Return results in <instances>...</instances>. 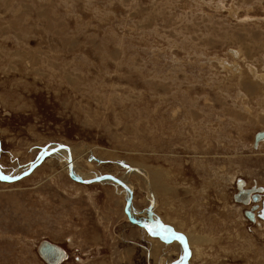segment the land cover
<instances>
[{"label":"rangeland","instance_id":"374dc122","mask_svg":"<svg viewBox=\"0 0 264 264\" xmlns=\"http://www.w3.org/2000/svg\"><path fill=\"white\" fill-rule=\"evenodd\" d=\"M261 72L264 0H0V171L55 150L0 180V264H48L44 240L59 264L183 261L179 242L130 221L123 187L72 179L69 151L83 180L130 183L142 221L169 209L148 204L146 168L169 173L188 264H264V220L233 197L238 178L264 186Z\"/></svg>","mask_w":264,"mask_h":264},{"label":"water","instance_id":"95a60500","mask_svg":"<svg viewBox=\"0 0 264 264\" xmlns=\"http://www.w3.org/2000/svg\"><path fill=\"white\" fill-rule=\"evenodd\" d=\"M264 138V130L262 131H258L255 133L254 136V145H256L258 143V141L260 139ZM55 150H50V151H45V153H43V155H49L51 153H53ZM1 152H2V147H1V141H0V157H1ZM42 159V158H41ZM41 159H39L36 163H33L29 166V168H27L22 174L17 175V176H5L3 175V173L0 174V177H4V178H0L4 181H15V180H19L21 177L27 175L28 173H31V171L37 166V164H39L41 162ZM71 155H69V160H71ZM70 174L72 175V177L80 182H93V181H102L105 178H110L115 180L117 183H119L120 185H122L124 187V189L127 192V203H126V208L129 212V219L131 222L136 223L137 225H139L142 229H145V231L151 235V237H161V238H169L170 241L172 240H176L177 242L180 243V245H182L183 247L186 248L188 256H189V249H188V245L186 243V240L183 238L181 239V236L169 225L167 224H163L162 221L160 219L157 218H149L148 221H142L139 218H135V216L132 214V212H130L129 209H131L132 204H133V190L126 184L124 183L122 180H120L119 178L113 177L111 174H101V175H97L94 178H92V180L90 181H85L83 180L81 177L76 176L73 173V170H70ZM239 184H242V181H239ZM264 190L263 187L259 186V187H255L254 185L251 188L248 189H239V191L237 193L234 194V198L238 199L240 197L241 194H245L246 195V199L245 201H247L249 199V195L251 194V198L253 199V201H258L260 194L257 191L262 192ZM255 191V192H254ZM258 205L257 203L254 204L252 206V209L256 208ZM148 210V208H147ZM246 216L253 220V212H251V210H247L245 211ZM260 216L263 217L264 216V199L262 200V205L260 208ZM153 227V228H152ZM154 228H157V230H154ZM150 229H152L150 231ZM39 253L42 256V258L48 263V264H59L63 259H65L67 257V253L65 252V250L63 248H61L59 245L49 241V240H44L41 242V244L39 245ZM181 264H187L186 260H183L181 262Z\"/></svg>","mask_w":264,"mask_h":264},{"label":"crops","instance_id":"0c3cea01","mask_svg":"<svg viewBox=\"0 0 264 264\" xmlns=\"http://www.w3.org/2000/svg\"><path fill=\"white\" fill-rule=\"evenodd\" d=\"M254 75V74H253ZM261 76H264V74L261 72ZM254 77H255V75H254ZM262 82H264V80H262L261 79V83ZM241 89H242V87H241ZM262 119L264 120V118L262 117ZM263 141H264V139H263ZM262 142V141H261ZM264 167V166H263ZM146 172H147V174H146V182L147 183H150V178L151 177H153L154 175V178H151L152 179V182L153 183H155L154 181H156V183H158L159 184V187L160 188H158L157 190L160 192H158L157 190L156 191H154L153 189H151V188H148V196L150 197V200H151V202L149 201V203L148 204H151V203H154L155 202V204H156V209L154 210L155 212H160V211H162V210H164L165 209V207L166 208H168L169 207V209H168V211H167V215H166V218L165 217H160V219L162 220V221H165L170 227H172L173 228V226L170 224V222H169V219H168V212H169V210L172 208V205H173V202L176 200V199H178V197H179V195H172L171 194V191H174L175 190V188H173L172 186H170V184L172 183V180L173 179H171V177H170V175H169V177L167 176L168 174H162V172L161 173H157L155 170H153V169H151V168H146ZM156 177V178H155ZM161 177V178H160ZM154 179H156V180H154ZM149 180V181H148ZM158 181V182H157ZM162 185L164 186V187H162ZM166 186V187H165ZM170 188V190H168V191H170V192H168V191H164V190H167V189H169ZM164 189V190H163ZM172 189V190H171ZM151 191H153L152 193H154L153 195H152V193H151ZM164 192H166L165 194H164ZM168 192V193H167ZM163 193V194H162ZM149 200V199H148ZM160 205V206H159ZM158 207H159V209H158ZM147 208H148V205H147V207H145V210L146 211H148L147 210ZM151 208V205H149V209ZM157 209H158V211H157ZM156 215V214H155ZM194 219H196V218H194ZM201 220H194V224H193V226H200V230H201V222H200ZM175 225V224H174ZM182 228H184L185 226H181ZM142 229V228H141ZM185 229V228H184ZM184 229H182V231H184ZM144 230V232L148 235V236H151V235H149L146 231H145V229H143ZM175 230V229H174ZM176 231V230H175ZM188 230H186V231H184V232H187ZM177 232V231H176ZM183 232V233H184ZM201 232H202V230H201ZM188 233V232H187ZM203 233V232H202ZM188 234H190V233H188ZM263 246H262V248H263V251H264V244H262ZM180 249H181V247H180ZM183 250V249H182ZM166 262H164V264H165ZM167 264H171V263H168L167 262Z\"/></svg>","mask_w":264,"mask_h":264},{"label":"bare ground","instance_id":"6f19581e","mask_svg":"<svg viewBox=\"0 0 264 264\" xmlns=\"http://www.w3.org/2000/svg\"><path fill=\"white\" fill-rule=\"evenodd\" d=\"M238 20V19H237ZM227 40V39H226ZM234 51V50H233ZM236 52H234L233 53V55L234 56H236L237 54H235ZM237 58H238V55H237ZM229 62V63H228ZM224 64H228V65H231L232 67L234 66L233 64H232V62L230 63V61H227V62H223ZM224 66V65H223ZM224 67H226V66H224ZM241 67V66H240ZM236 69H239V67L238 66H236L235 67ZM236 71V70H235ZM236 72H238V70L236 71ZM261 79L262 80H264V76H261ZM243 82V81H242ZM244 83V82H243ZM246 84V83H245ZM255 84V83H254ZM241 86V85H240ZM245 107V106H244ZM197 127V126H196ZM223 131V130H222ZM211 133V132H210ZM264 139V138H263ZM263 139H260V140H262V142H261V146H262V144L264 143V141H263ZM259 140V141H260ZM1 147H2V144H1ZM60 148H62V149H64V151L68 154V152H67V150L69 151V148H67L66 146H59L58 147V149H56V150H58L59 151V149ZM57 151V152H58ZM63 152V151H62ZM65 153V154H66ZM63 153H59L58 155L59 156H61V158H63V159H65L64 157H66L65 156V154H63ZM50 155V154H49ZM49 155H44V157L41 159V162L39 163V164H37V166L36 167H38V166H40L41 165V163L43 162V160L47 157V156H49ZM69 155H71V160H69V165H68V163L65 165V171L67 172V174H70V170L72 169L73 170V173L76 175V176H78V177H80V172H79V170L77 169L78 167H77V165H75L76 163H75V160H73L74 159V157H73V154H72V152L71 151H69ZM1 156H2V152H1ZM1 158V157H0ZM69 159V157H67V160ZM65 162H66V159L64 160ZM37 162V161H36ZM35 162V163H36ZM68 166V167H67ZM35 167V168H36ZM136 167V166H135ZM34 168V169H35ZM33 169V170H34ZM32 170V171H33ZM31 171V172H32ZM1 172V171H0ZM133 173H135L134 171H133ZM1 174V173H0ZM29 174V173H28ZM27 174V175H28ZM147 174V173H146ZM146 174H145V178H146ZM27 175H25V176H27ZM84 175V174H83ZM25 176H23V177H25ZM70 176L72 177V175L70 174ZM155 176V175H154ZM154 176L153 177H151V178H154ZM168 177H169V174L167 175ZM23 177H21V178H23ZM114 177V176H113ZM144 177V176H143ZM230 177H231V175H230ZM20 178V179H21ZM150 178V183H145V185L147 184V188H151V189H153L154 191H156L158 188H160L159 187V184L158 183H156V181H154L155 183H153L152 182V179ZM156 178V177H155ZM161 178V177H160ZM19 179V180H20ZM72 179H74L73 177H72ZM0 180H2V179H0ZM75 181H78V180H76V179H74ZM154 180H156V179H154ZM2 181H4V180H2ZM15 181H17V180H15ZM15 181H7V182H15ZM88 181H90V180H88ZM149 181V180H148ZM78 182H80V181H78ZM97 182H102V183H104V182H113V183H115V184H117V185H119V186H121V187H123L122 185H120L119 183H117L115 180H113V179H110V178H105V179H103L102 181H93V182H87V183H97ZM124 182V181H123ZM158 182V181H157ZM229 182V181H228ZM243 182V181H242ZM80 183H84V182H80ZM86 183V182H85ZM125 183V182H124ZM127 184V183H126ZM130 184V183H129ZM129 184H128V186H129ZM162 187H164L163 185H162ZM166 187V186H165ZM239 187L242 189V184H239ZM124 188V187H123ZM130 188H131V186H130ZM169 188V187H168ZM164 190V189H163ZM168 190H170V188L169 189H167V190H164V191H168ZM172 190V189H171ZM126 191V190H125ZM158 191V190H157ZM159 192V191H158ZM168 192H170V191H168ZM167 192V193H168ZM255 192V191H254ZM257 192H260V191H257ZM127 193V192H126ZM160 193V192H159ZM166 192H164V194H165ZM163 194V193H162ZM171 194L173 195V194H175V192L174 191H171ZM133 195H134V191H133ZM166 195V194H165ZM245 197H246V195H243V196H241V197H239L237 200H239V201H241L242 199H245ZM250 197H251V194L249 195V199H250ZM261 197V196H260ZM259 197V200L261 199ZM249 199L247 200L248 202H249ZM259 200L258 201H256V202H259ZM245 201V200H244ZM246 201V202H247ZM133 207V206H132ZM127 209V208H126ZM127 213H128V215H129V212L127 211ZM136 224V223H135ZM161 238V237H160ZM165 239H167L166 237H165ZM166 241H168V242H171L170 240H166ZM173 241V240H172ZM174 241H176V240H174ZM188 245V244H187ZM180 247H183L182 245H180ZM180 247H178L177 249H179L180 250ZM184 248V256H183V260H185V259H188L189 257H191V259H192V254H193V249L188 245V249H190L191 250V252H190V250H189V256L187 257V254H186V248L185 247H183ZM191 255V256H190ZM187 264H188V261H187Z\"/></svg>","mask_w":264,"mask_h":264},{"label":"flooded vegetation","instance_id":"af4514ba","mask_svg":"<svg viewBox=\"0 0 264 264\" xmlns=\"http://www.w3.org/2000/svg\"><path fill=\"white\" fill-rule=\"evenodd\" d=\"M259 144H260V142H258V144H257V146H256V148L258 149L259 148ZM241 180V178H238L237 179V181H236V184L238 185L239 184V181ZM254 186L256 187L257 186V182L256 181H254ZM263 188H264V186H262ZM239 189H240V187L238 186V191H239ZM242 189H248L247 188V185H246V182L245 181H243L242 182ZM237 191V192H238ZM236 192V193H237ZM259 194H260V200H259V202H255V201H253V199L250 197V199H249V202L247 201H244L245 199H246V197H245V199H242L241 201H239V202H242V203H244V204H246V205H252L253 206V204H256L257 203V207L256 208H254V209H252V206H251V208L250 209H245L244 210V216L246 217V219H248V221L249 222H251L252 224H254L255 222H257V223H259V222H261V223H263L262 221L264 220V216L263 217H261L260 216V211H257V208L259 207V205H260V207H261V205H262V200L264 199V190L262 191V192H258ZM235 194V193H234ZM243 195H245V194H241L240 195V197L241 196H243ZM234 197V196H233ZM235 199V198H234ZM237 200V199H236ZM247 210H251V212H253V217H254V219L253 220H251V219H249L247 216H246V214H245V211H247ZM263 220H262V219Z\"/></svg>","mask_w":264,"mask_h":264},{"label":"snow or ice","instance_id":"6c2138e0","mask_svg":"<svg viewBox=\"0 0 264 264\" xmlns=\"http://www.w3.org/2000/svg\"><path fill=\"white\" fill-rule=\"evenodd\" d=\"M0 178H4V177H0ZM151 230H152V229H150V231H151ZM181 239H183V237H181ZM186 254H188V253H187V250H186Z\"/></svg>","mask_w":264,"mask_h":264}]
</instances>
